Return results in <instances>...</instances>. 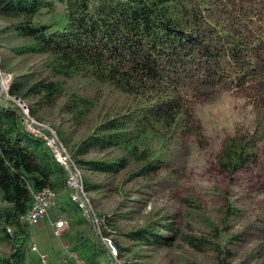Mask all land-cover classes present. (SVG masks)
Segmentation results:
<instances>
[{
  "label": "trees",
  "instance_id": "1",
  "mask_svg": "<svg viewBox=\"0 0 264 264\" xmlns=\"http://www.w3.org/2000/svg\"><path fill=\"white\" fill-rule=\"evenodd\" d=\"M0 20L1 69L36 58L12 75L8 95L38 121L65 118L52 124L87 192L147 185L164 166L158 148L198 136L192 105L220 87L252 86L254 120L224 140L217 163L233 173L264 143V0H0ZM65 180L48 148L24 130L18 107L0 103V264H45L32 258L24 218L43 188L55 192L82 263L116 264L69 201ZM126 208L104 215L105 223L127 218ZM166 220L123 231L129 245L114 241L117 257L172 248L180 231ZM196 240L183 242L201 250ZM222 253L216 264H226Z\"/></svg>",
  "mask_w": 264,
  "mask_h": 264
},
{
  "label": "rangeland",
  "instance_id": "2",
  "mask_svg": "<svg viewBox=\"0 0 264 264\" xmlns=\"http://www.w3.org/2000/svg\"><path fill=\"white\" fill-rule=\"evenodd\" d=\"M5 25L0 20V28ZM19 61L12 62L17 65L15 70L5 72L16 75L26 71L36 58ZM253 98L254 89L247 85L220 87L212 97L194 101L192 107L201 132L198 136L174 138L158 148L157 156L164 166L147 185L134 187L130 183L124 186L125 192L114 194L89 192L99 215L110 216L117 208L127 207L122 211L127 218L106 228L112 241L123 247L129 244L121 233L149 221L166 217L180 231L172 248L140 247L139 252H122L120 258L116 256V264H216L222 252H228L226 264H264V143L259 144L253 160L233 173L226 172L216 159L226 138L235 131L252 129ZM60 119L65 122V118L55 120ZM55 120L54 113H49L42 121L54 130ZM64 122L63 127H67ZM90 178L96 183L105 179L99 175ZM49 216L66 221L56 204ZM69 231L67 225L65 233L56 238L48 233L44 221L30 226L36 242L30 238V246L34 244L37 249L32 251V258L38 260L39 251L45 255V264H60L61 251L69 244ZM185 236L198 238L201 250L183 242Z\"/></svg>",
  "mask_w": 264,
  "mask_h": 264
},
{
  "label": "built area",
  "instance_id": "3",
  "mask_svg": "<svg viewBox=\"0 0 264 264\" xmlns=\"http://www.w3.org/2000/svg\"><path fill=\"white\" fill-rule=\"evenodd\" d=\"M2 57L0 54V103L6 104L13 102L21 115V123L24 130L33 137L39 139L43 145L51 152L54 160L66 171L65 186L68 192V198L71 204L79 211L81 216L88 222L94 234L102 241L109 254L115 259L117 249L111 239L110 234H102L106 230L104 215L95 212L92 205L89 192L84 189L82 172L77 167L70 153L63 142L59 139L56 132L45 125V123L36 120L29 113L27 105L8 95V89L12 81V74H7L1 69ZM5 101V102H2ZM56 204V194L50 188H43L32 194L30 206L26 212L25 219L30 226L45 222L48 233L56 238L61 237L67 228L66 221L61 217L49 216V212ZM109 232V230H107ZM31 251H36L34 244L30 246ZM39 253L40 259L45 262V255ZM62 261L65 264H83L76 253L70 248H64L61 251Z\"/></svg>",
  "mask_w": 264,
  "mask_h": 264
},
{
  "label": "crops",
  "instance_id": "4",
  "mask_svg": "<svg viewBox=\"0 0 264 264\" xmlns=\"http://www.w3.org/2000/svg\"><path fill=\"white\" fill-rule=\"evenodd\" d=\"M87 222V221H86ZM88 223V222H87ZM68 225V224H67ZM30 238H31V241H33L35 244H36V242L33 240V237L30 235ZM69 246V248H70V245L68 244L67 246H66V248ZM71 249V248H70ZM44 254V253H43ZM61 261V263L60 264H65L62 260H60Z\"/></svg>",
  "mask_w": 264,
  "mask_h": 264
}]
</instances>
